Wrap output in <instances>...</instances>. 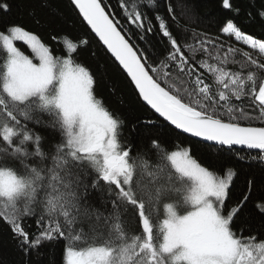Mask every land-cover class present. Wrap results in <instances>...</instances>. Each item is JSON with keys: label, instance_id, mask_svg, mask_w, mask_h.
Segmentation results:
<instances>
[{"label": "snow or ice", "instance_id": "6c2138e0", "mask_svg": "<svg viewBox=\"0 0 264 264\" xmlns=\"http://www.w3.org/2000/svg\"><path fill=\"white\" fill-rule=\"evenodd\" d=\"M69 3L150 111L129 128L147 144L134 152L133 142L121 143L125 122L94 94L95 73L77 60L89 39L66 38L56 55L10 18L11 0H0V222L17 249L30 257L46 242H64L60 264H264V233L245 236L236 223L254 181L228 205L239 179L236 164L250 157L264 165V126H242L234 104L247 96L264 121V80L257 85L255 73L227 70L219 36L183 25L173 30L159 13L153 18L141 11L155 0H118L124 20L105 0ZM221 6L239 12L230 0ZM167 12L175 22L170 4ZM259 15L264 18V10ZM220 31L264 55V40L233 20ZM156 34L160 40L153 43ZM51 39L60 42L56 34ZM213 49L217 64L197 55L212 56ZM243 56L264 72V60ZM43 126L60 135L47 151L37 131ZM162 130L194 140L168 151L153 134ZM255 206L264 218V195Z\"/></svg>", "mask_w": 264, "mask_h": 264}, {"label": "trees", "instance_id": "16d2710c", "mask_svg": "<svg viewBox=\"0 0 264 264\" xmlns=\"http://www.w3.org/2000/svg\"><path fill=\"white\" fill-rule=\"evenodd\" d=\"M11 2L14 3V8L10 18L24 23L28 29L36 32L56 55L60 54L63 47L62 41L66 38L72 39L73 42H77L79 38L89 39L88 49L81 51L77 60L89 66L90 70L95 73L97 83L94 94L103 100L106 108L118 119L125 122L119 136L121 143L128 145V142L131 141L135 144L134 152L143 151L147 144V137L142 134L140 136L130 135L129 128L151 113L142 106L141 102L137 101L127 78L90 34L76 11L73 10L69 0H11ZM105 2L116 10V14L121 20L125 19L118 7V0H105ZM134 2L137 0H129L130 4ZM143 2L147 3V0H143ZM230 2L233 8L239 9L238 13L223 9L221 0H155V7L151 9L141 7V11H148L149 16L153 18L156 13H159L166 22L170 23L173 30H176L178 25H183L185 28L204 32L213 37L219 36L220 42L225 45L219 54L224 56L227 53L228 60V63L223 66L227 70L240 73L244 77L250 72L255 73L258 85L261 80H264V72L249 64L243 56V52H249L253 58L258 60H264V55L241 42L235 41L234 37L224 36L220 29L228 19H231L244 33L256 39L264 40V18L259 15L260 11L264 10V0H230ZM169 4L175 11V22H172L167 12ZM30 12H33L34 16L29 15ZM34 18H39L42 22L36 24ZM132 31H136V29L132 27ZM53 34L58 35L59 43L51 39ZM152 39L155 43L160 40V35L156 34ZM189 42L193 41L190 40ZM140 43L143 42L140 41ZM229 45L241 51L235 54L228 53ZM22 48L26 50V46H22ZM216 54V50L213 49L212 56H201L199 53L197 55L201 59L207 60L208 63L217 64L218 61L212 58ZM205 75L207 82L213 83L211 73ZM176 83L180 84L181 82L177 80ZM213 87L215 89V85ZM250 87L249 83L245 90L247 91ZM234 104L237 106V115L241 116L240 123L242 126H264V121L259 119V110L255 109L251 99L247 96L241 101H234ZM239 109H243L244 113H247V117L240 113ZM45 120L47 123L50 118L46 116ZM37 131L44 137L43 146L46 151L55 141L60 139L59 133L48 126L39 127ZM153 134L161 137L163 146L168 151L178 150L181 141L185 144L193 142L185 136L178 137L166 130ZM212 152L213 155H216L215 150ZM248 152L241 151V154L247 156ZM203 153L204 149L201 148L197 155H203ZM233 162L235 163V161ZM236 167L239 171V179L235 181V186L230 189L228 205L229 207L235 205L247 193V181L253 180L254 188L251 198L246 203L240 220L236 223L243 228L245 236L250 233H264V218L261 217L255 206L259 197L264 195V165L252 162L249 157L247 162L237 163ZM157 214L161 219L163 218L162 207ZM63 248L64 242L52 244L46 242L39 255L26 256L17 249L10 234L9 226L0 222V264H51L52 261L60 264Z\"/></svg>", "mask_w": 264, "mask_h": 264}, {"label": "water", "instance_id": "95a60500", "mask_svg": "<svg viewBox=\"0 0 264 264\" xmlns=\"http://www.w3.org/2000/svg\"><path fill=\"white\" fill-rule=\"evenodd\" d=\"M77 13V12H76ZM80 18V17H79ZM81 19V18H80ZM81 21H82V19H81ZM84 24V23H83ZM85 25V27L87 28V26H86V24H84ZM88 29V28H87ZM88 31L90 32V34L95 38V40L99 43V41H98V38H96L95 37V35L93 34V33H91V31H90V29H88ZM99 45L103 48V46H102V44H100L99 43ZM104 50V49H103ZM105 51V50H104ZM108 55V54H107ZM109 56V55H108ZM110 57V56H109ZM111 60H112V58H110ZM113 61V60H112ZM116 65V64H115ZM117 66V65H116ZM119 69V68H118ZM120 70V69H119ZM121 71V70H120ZM122 72V71H121ZM125 77H126V75L125 74H123ZM142 103V102H141ZM185 137H187V136H185ZM187 138H189V139H191V140H194V138H190V137H187ZM241 151H249V150H247V149H243V150H241ZM253 151H255V150H253Z\"/></svg>", "mask_w": 264, "mask_h": 264}, {"label": "rangeland", "instance_id": "374dc122", "mask_svg": "<svg viewBox=\"0 0 264 264\" xmlns=\"http://www.w3.org/2000/svg\"><path fill=\"white\" fill-rule=\"evenodd\" d=\"M18 43H20V42H18ZM247 46V45H246ZM255 50H257L258 51V49H255ZM259 52V51H258Z\"/></svg>", "mask_w": 264, "mask_h": 264}]
</instances>
